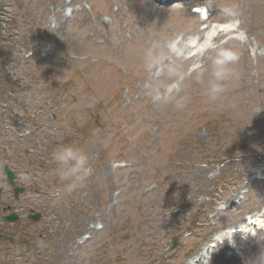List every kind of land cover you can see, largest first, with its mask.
Here are the masks:
<instances>
[{
  "label": "rangeland",
  "instance_id": "374dc122",
  "mask_svg": "<svg viewBox=\"0 0 264 264\" xmlns=\"http://www.w3.org/2000/svg\"><path fill=\"white\" fill-rule=\"evenodd\" d=\"M234 1L237 0L231 2ZM256 1L257 6L250 0L232 4L240 13L235 18L240 28L235 36L240 40L227 41L224 46L240 53L235 65L239 79L230 82L216 102H209L203 95L198 71L203 72L206 80L210 65L205 67V63L210 62L212 52L204 55L201 66L186 76L179 92L155 100L156 92L164 93L166 85L171 83L169 66H182L186 72L187 61L170 53L160 68L162 70L153 74L155 80L148 83L147 74L155 69L148 71L144 68L134 76L130 74V65L137 64L139 68L143 61V56L138 59L141 53L133 47L119 49L121 37L116 34L112 45L119 50L105 54L98 45L105 39L104 33L100 31L96 39L87 38V32L80 30L81 13L74 11L73 16L68 17V12L76 8L69 7L73 3L67 0H11L17 14L31 11L28 16H34L36 22L32 26V22L21 17L17 20L21 23L20 28L15 26L8 33L1 32V44L6 39L21 37L31 42L25 50L15 45L9 56L0 54V104L7 107L3 114L11 108L26 115L32 95L48 103L50 115L42 119L43 122L36 123L37 130L32 131L35 126L30 127L31 137L37 134L38 138L28 145H38L37 150L48 156L60 146H78L87 153L91 172L85 192L81 187L71 194L66 193L57 168L47 174L42 186H48L49 191H56L64 199L68 195L73 197L72 203L79 202L87 194L92 206L89 216L80 220L81 230L91 233L105 230L101 236L109 243L101 254L99 250L86 255L84 261L81 258L73 260L76 240H63L57 236L51 242L52 259L48 263L107 264L110 259L109 264H186L189 254L198 251V239H208L205 228L199 237L195 233L198 227L195 220L201 222L202 219L199 205L203 201L209 199L215 203L223 200L219 199L225 196L222 190L230 193L233 189L234 196L240 194L243 198L240 201L244 205H238L236 211L218 213L215 227L231 226L241 221L243 213L260 210L264 202V5L260 0ZM90 2L94 6H102L100 10L93 6V14L84 10L90 24L95 21V16L110 30L128 25L130 29H126L124 34L129 38H137L140 31L152 30L154 39L148 36L150 44L158 40V45L165 51L169 39L173 40L180 34L188 35L195 28L186 10H177L176 5L155 6L147 0ZM60 3L64 7L60 8V14L67 11L66 21L57 20L52 14ZM224 6L226 0H219L217 8ZM220 17L221 20L228 19L221 12ZM132 27L136 29L134 34L131 33ZM177 52L182 53L180 50ZM94 59L109 62L115 67L113 70L105 67L100 72L87 69L86 63ZM12 78L17 79L25 93L29 92L27 96L11 91ZM177 101H182L184 107L177 108ZM218 103L223 105L218 106ZM127 104L132 106L129 114L158 111L170 128L162 130L155 126L157 123L147 127L135 119V115L114 119L111 114H115L107 110L109 106L123 110ZM2 120H6L5 115ZM21 126L26 125L21 123ZM1 129L0 145L6 149L5 161L10 160L12 167L16 163L23 176L16 151ZM38 131H42L41 137ZM3 152L5 150H0V159ZM118 159L125 166L113 169L111 162ZM172 165L176 170L167 174V178L165 174ZM193 177L201 181L184 183ZM26 181L28 179L18 183ZM203 183L206 188L197 193V186ZM216 189L220 191L213 192ZM132 190H139L140 196H130ZM31 194L27 192L14 201V211L22 216L17 222L0 223V231L19 234V242L23 234H30L36 227L24 218L29 205L33 204L30 202ZM183 196L192 201L185 199L187 203L182 204ZM8 199L9 195H0V202ZM64 199L59 208L65 215L74 214V205H65ZM172 211H176L175 216H171ZM91 222L98 227L89 225ZM44 224L45 221L39 226ZM64 225L63 215L55 220L53 234L56 235ZM209 230L212 232L214 227ZM262 233L257 230L251 237H262ZM125 239L129 242L125 243ZM253 242L235 248L233 240L226 241L214 248L208 264H251V259L264 251V246L253 245ZM114 258L118 259L117 263L113 262ZM24 264H32V258Z\"/></svg>",
  "mask_w": 264,
  "mask_h": 264
},
{
  "label": "clouds",
  "instance_id": "9594fccd",
  "mask_svg": "<svg viewBox=\"0 0 264 264\" xmlns=\"http://www.w3.org/2000/svg\"><path fill=\"white\" fill-rule=\"evenodd\" d=\"M222 15L228 18L229 22L238 23L235 18L239 16V10L235 5L224 6L220 9ZM176 40H168L167 51L158 44H153L145 50L143 56L144 68L148 71L160 68L169 58V54L176 53ZM214 51L210 57V73L205 80L203 72L198 71L201 77L200 83L203 86V95L209 102H216L227 90L230 82L239 79L235 65L240 59L238 50L232 47L218 46L213 44ZM182 66H169L168 78L171 83L167 84L164 93L159 91L154 96L155 100L167 98L174 92H179L182 83L187 75ZM177 108H183L182 101H177ZM52 160L57 165V175L61 182H64V191L68 194L83 187L87 177L90 175L89 158L87 153L78 146L63 145L52 153ZM251 264H264V251L251 259Z\"/></svg>",
  "mask_w": 264,
  "mask_h": 264
},
{
  "label": "bare ground",
  "instance_id": "6f19581e",
  "mask_svg": "<svg viewBox=\"0 0 264 264\" xmlns=\"http://www.w3.org/2000/svg\"><path fill=\"white\" fill-rule=\"evenodd\" d=\"M158 1L159 0H154V2H157L158 3ZM166 1V0H165ZM254 1V3H256L257 5H258V3H257V1L256 0H253ZM261 1V4H263L264 5V0H260ZM61 6V5H60ZM53 14L56 16V18H59L58 16H60V19H65V17H64V15H59V9H54V11H53ZM82 18H83V20H84V22L88 25V20H87V16H85L84 14H82ZM101 25V24H100ZM60 26V25H59ZM90 29H91V36H94V35H96L97 34V29H98V27L97 26H91L90 27ZM212 32H210V34H211ZM106 34H107V36H111V34L108 32V31H106ZM218 38V34L214 37V42H215V40ZM104 43L100 46V48L102 49V50H104V51H108V52H113V48H112V46H110L109 44H111V43H108V42H106V41H103ZM192 48H198L199 50H200V52H202L204 49H206V47H205V45L203 44V43H201V44H199L198 43V41H196L193 45H192V47L191 46H188V50L189 49H192ZM190 51V50H189ZM89 67L90 68H93V69H96L98 72H100L101 71V69H103V67H104V65L102 64V62H100V61H94L93 63H90L89 64ZM233 236H236V234L235 235H233ZM250 240H251V237L249 236V235H247V237H246V240H244V241H241V244H242V246H244L246 243H249L250 242ZM258 244H260L261 246H264V238L262 239V240H258V241H256Z\"/></svg>",
  "mask_w": 264,
  "mask_h": 264
}]
</instances>
